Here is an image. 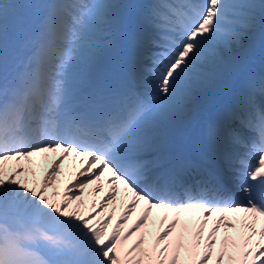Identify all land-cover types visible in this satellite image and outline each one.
I'll use <instances>...</instances> for the list:
<instances>
[{
  "label": "snow or ice",
  "instance_id": "snow-or-ice-1",
  "mask_svg": "<svg viewBox=\"0 0 264 264\" xmlns=\"http://www.w3.org/2000/svg\"><path fill=\"white\" fill-rule=\"evenodd\" d=\"M257 42L264 0H0V264H264Z\"/></svg>",
  "mask_w": 264,
  "mask_h": 264
},
{
  "label": "rangeland",
  "instance_id": "rangeland-1",
  "mask_svg": "<svg viewBox=\"0 0 264 264\" xmlns=\"http://www.w3.org/2000/svg\"><path fill=\"white\" fill-rule=\"evenodd\" d=\"M37 1H40L41 3H44V0H31V2H37ZM255 46H258V48L255 50V52H252V53L250 54L249 60H248L247 65H246V66H248V68H246L247 71H248V70H253V69L255 68L256 64L258 63V58H256V57H257V52H256V51L261 50L262 47H261V45H260L259 42H257ZM250 58H251V59H250ZM248 72H250V71H248ZM251 72L257 74V71H256V70H253V71H251ZM210 114H211V113H210ZM203 115H204L205 117H209V112L204 113ZM214 117H215V114H214L213 116H211L210 118H214ZM50 163H51V162H50ZM68 164H70V161L66 160V161L64 162V165L62 166V168H63L64 166L68 165ZM67 170H68V168H67L65 171H67ZM90 187H91V186H90ZM88 193H89V189H85V199H86V200H90V199L92 198V197H90V196L88 195ZM101 195H102V194H101ZM97 198H99V197H97Z\"/></svg>",
  "mask_w": 264,
  "mask_h": 264
},
{
  "label": "bare ground",
  "instance_id": "bare-ground-1",
  "mask_svg": "<svg viewBox=\"0 0 264 264\" xmlns=\"http://www.w3.org/2000/svg\"><path fill=\"white\" fill-rule=\"evenodd\" d=\"M257 48H258V46H254V47L251 49L250 54L252 53V51L255 52V50H256ZM256 52H257L258 59H262V57L264 56V48H261V50L256 51ZM262 64H263V65H262V68L264 69V61H263ZM261 70H262V69L259 70V73L264 72V70H262V71H261ZM210 112H211V111H210ZM211 113H212V112H211ZM47 155H48L49 159H48L47 161H43V163L45 164V166L50 165V162H51V160L53 159V154H47ZM68 166H69V164L66 165V166H64L63 169L66 170V169L68 168Z\"/></svg>",
  "mask_w": 264,
  "mask_h": 264
}]
</instances>
